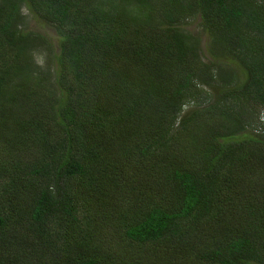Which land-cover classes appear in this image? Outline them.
I'll use <instances>...</instances> for the list:
<instances>
[{
	"label": "trees",
	"instance_id": "trees-1",
	"mask_svg": "<svg viewBox=\"0 0 264 264\" xmlns=\"http://www.w3.org/2000/svg\"><path fill=\"white\" fill-rule=\"evenodd\" d=\"M263 112L264 0H0V264H264Z\"/></svg>",
	"mask_w": 264,
	"mask_h": 264
},
{
	"label": "rangeland",
	"instance_id": "rangeland-1",
	"mask_svg": "<svg viewBox=\"0 0 264 264\" xmlns=\"http://www.w3.org/2000/svg\"><path fill=\"white\" fill-rule=\"evenodd\" d=\"M24 15L28 18L27 19V29L31 32L37 33L42 35L47 39V41L50 42L52 48L54 50H57L58 46V36L55 32V30L45 24L44 22L40 21L39 19L31 16L29 12L25 9L23 11ZM185 29L190 32L193 35H199L201 37V46L203 50V57L206 62H208L209 56L207 53V45H208V38L207 36L202 32V29L200 27V19L196 18L194 20H191L185 25ZM48 57H51L48 53L47 48L44 50H37L34 52V60L35 63H37L38 66L45 67L46 66V59ZM188 110V109H187ZM260 127L264 126V112L260 115ZM264 129V127H263Z\"/></svg>",
	"mask_w": 264,
	"mask_h": 264
}]
</instances>
